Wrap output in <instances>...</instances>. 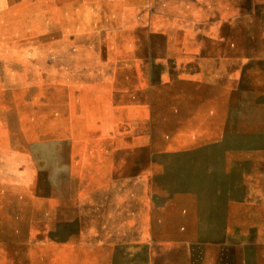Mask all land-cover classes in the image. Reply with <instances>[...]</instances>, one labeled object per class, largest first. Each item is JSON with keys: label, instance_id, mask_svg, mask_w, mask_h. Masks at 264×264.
Masks as SVG:
<instances>
[{"label": "rangeland", "instance_id": "rangeland-1", "mask_svg": "<svg viewBox=\"0 0 264 264\" xmlns=\"http://www.w3.org/2000/svg\"><path fill=\"white\" fill-rule=\"evenodd\" d=\"M144 58L152 73L137 72ZM129 88L150 109L132 126L145 151L102 106ZM127 192L154 194L151 234L96 231ZM143 234L134 258L100 246ZM17 251L22 264H264V0H0V264Z\"/></svg>", "mask_w": 264, "mask_h": 264}, {"label": "crops", "instance_id": "crops-1", "mask_svg": "<svg viewBox=\"0 0 264 264\" xmlns=\"http://www.w3.org/2000/svg\"><path fill=\"white\" fill-rule=\"evenodd\" d=\"M138 63L136 66L137 72H144V73H152L153 71V65L150 61V58L139 60L137 59L134 61ZM136 72L135 70H133ZM227 81H231L229 77H225ZM151 80V74H148L147 77L143 75V81L144 83L147 82V86L150 85ZM116 82V81H115ZM116 84V83H115ZM143 92L146 91V88H143ZM150 89V87H148ZM132 95H127L128 99L127 102L118 100V96H113L111 98V104H109V101L107 99H103L102 106H107L111 109V118L116 117L121 110H123L126 113L125 120H127L126 123L122 125V127H126L128 129L127 134L129 136V139H131L133 142L129 145L128 150H134L135 146H139L142 148L141 150L145 151L146 148H150V146L147 143H136L135 140L137 135L146 137V133L136 134V130L132 127L134 122L137 119H143L149 116L150 109L147 111V105H145V101L141 99V101H137L135 98V91L132 88H129L128 90ZM100 102V100H99ZM122 108V109H121ZM139 109V110H137ZM141 110H144V112H141ZM109 118V117H107ZM174 153L177 149H171ZM179 153H185L187 151H190L187 147L181 148L177 150ZM170 151L165 150L164 153H168ZM153 193L147 192V193H136V192H127V193H115L117 202L114 203H108L109 207H115L117 212V215L111 218H106L105 215H99L96 214V218L91 221V223L95 224V230L99 232H121V231H130V232H143V233H150L154 230L151 228L153 224H157L156 220L153 218V212L158 211L161 207H156V204L152 201L155 200L153 198ZM115 200V198H114ZM155 206V207H153ZM107 203L97 205L98 208H106ZM156 209V210H154ZM154 210V211H153ZM162 211V210H161ZM160 212V211H159ZM158 223H161L159 221ZM126 226V227H125ZM128 229V230H127ZM146 234H143L141 237H139V241L136 244V242H129L126 243L124 241L115 243L112 240H107L105 243L101 244V247H104L106 244L107 246H112L114 248V254L118 256L119 253L124 254L125 250L132 247L131 253L129 248L128 257H135L137 253H140L142 249L147 248L150 250V241H152L153 237L145 236ZM148 235V234H147ZM100 242V241H99ZM101 243V242H100ZM3 246V245H2ZM138 251H136V248ZM134 248V249H133ZM50 251L49 259L53 257V260L56 257V247H50L48 249ZM21 253V251H20ZM18 251L16 252L15 256V264H22L23 258L22 255ZM132 259V258H131Z\"/></svg>", "mask_w": 264, "mask_h": 264}]
</instances>
